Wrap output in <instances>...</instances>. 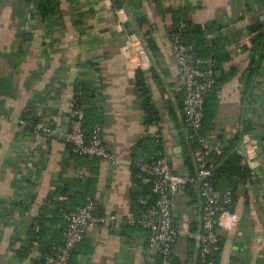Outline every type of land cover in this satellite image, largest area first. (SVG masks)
Listing matches in <instances>:
<instances>
[{
    "label": "crops",
    "instance_id": "0c3cea01",
    "mask_svg": "<svg viewBox=\"0 0 264 264\" xmlns=\"http://www.w3.org/2000/svg\"><path fill=\"white\" fill-rule=\"evenodd\" d=\"M52 2L43 17L46 0H0V264H43L63 243L65 214L88 198L116 221L90 227L69 264H159L148 231L126 221L145 218L155 201L142 166L161 150L177 172L198 175L197 150L195 169L187 163L186 92L171 44L184 19L199 31L197 53L217 61L203 127L211 162L235 153L253 172L248 180L216 179L219 190L234 188V200L221 219L215 261L264 264V0ZM129 33L149 57L133 71L123 53ZM82 89L86 130L100 127L115 163L77 155L67 140ZM146 100L159 122L147 123ZM40 122L57 133L38 131ZM245 138L255 143L253 163L242 155ZM173 212L175 264H199V184L179 189Z\"/></svg>",
    "mask_w": 264,
    "mask_h": 264
},
{
    "label": "built area",
    "instance_id": "2783aa9c",
    "mask_svg": "<svg viewBox=\"0 0 264 264\" xmlns=\"http://www.w3.org/2000/svg\"><path fill=\"white\" fill-rule=\"evenodd\" d=\"M186 29L187 24L180 22L178 31L171 35V44L186 92L183 106L187 123L186 134L199 147L195 153L198 175L197 178H190L177 172L169 156L161 151L157 157L142 166V171L146 173V179L155 194V201L147 208L145 218L136 220L131 217L126 223L139 224L148 231L149 247L160 254V264H174V245L179 235L173 212L174 197L181 186H195L202 180L200 195L203 201V237L199 252L200 264H216L214 257L219 250L221 219L228 213L227 208L232 205L234 195L230 190L222 192L215 186L214 165L210 159V139L202 132L206 99L217 82L216 62L211 57L203 59L196 56L192 46L184 40L183 33ZM123 53L129 71L140 69L149 61L148 53L136 33L128 34ZM84 123L83 107L73 102L70 130L67 134L73 152L115 163L117 157L103 145L100 127L94 129L93 136L89 139ZM35 128L47 135L57 133L54 127L42 122L37 123ZM253 142L244 139L249 163H253V158L256 157ZM251 173L253 175V172ZM98 208V203L88 198L80 207L65 214L63 243L46 257L43 264H69L74 251L83 242L90 227L110 225L116 221L115 217L100 215Z\"/></svg>",
    "mask_w": 264,
    "mask_h": 264
},
{
    "label": "trees",
    "instance_id": "16d2710c",
    "mask_svg": "<svg viewBox=\"0 0 264 264\" xmlns=\"http://www.w3.org/2000/svg\"><path fill=\"white\" fill-rule=\"evenodd\" d=\"M53 0H46V3H44L41 7V13H42V16L45 17V15L49 14L50 12H53L54 11V5H53ZM180 22H185L187 24V29L186 31H184L183 33V36H184V40L187 44L191 45L192 48H193V52L196 54L197 57L199 58H203V59H206V58H209L211 57L212 59H214V61L216 62L217 64V61L215 60V57L213 55H208L206 57H201L198 53H197V49L199 48V45L201 44V39H197V34H199V31L194 29L189 21L187 20H181L178 22V24L175 26V28L173 29L172 31V35H174V33H176L178 31V26L180 24ZM191 37L195 38V39H192ZM196 40V41H195ZM138 78L141 77V72H138ZM217 79V78H216ZM217 84V82H216ZM216 87V85H215ZM215 89V88H214ZM214 91V90H213ZM213 91L210 93V95L207 97L206 99V104H205V110H206V107H207V102H208V99L209 97L211 96V94L213 93ZM144 97H145V94H144ZM85 95H84V91L82 89L81 92H79V94L77 95V97H75L74 99V102L77 103L78 105H80L81 107H83L84 109V105L85 104ZM145 104H146V110L148 112V117H147V123L149 124L150 122H159V117H158V114L156 111H154L153 108H151V106L149 105V101H145ZM84 112H85V123H84V129H85V132H86V136L87 138H91L93 136V132L91 134H89L86 130V127H87V122H86V110L84 109ZM205 115H206V111H205ZM204 122H205V117H204V121H203V127H204ZM94 129V128H93ZM203 132V130H202ZM191 140V139H190ZM192 142V146H191V153L192 155L188 158V165L189 167H191V170L195 169V165L194 163L195 160H194V156H193V153L194 151H196L199 147H198V144L191 140ZM162 151V150H161ZM83 157H87V156H84V155H81ZM210 158H211V155H210ZM216 158V162L214 164V184L215 186L217 187V184H216V179L220 176V175H226V174H229L231 176L233 175H236L238 176L239 178L241 179H244V180H248L249 176H250V171L248 170V168L246 166H243L244 164V159L241 157V155L239 154H231L229 156L228 159L225 160V162H223L222 164L218 162V158ZM217 164L219 166H217ZM194 173V172H193ZM190 178H197L196 175H193L191 176ZM188 190L191 191L192 189V185L190 184H187L186 185ZM230 190L232 193H234V188L233 187H230L228 188L227 190L225 191H222V192H226ZM233 204V203H232ZM151 205V204H150ZM228 209V208H227ZM219 249H220V243H219ZM217 253V252H216ZM159 254V253H158ZM200 254V253H199ZM216 256V254H215ZM160 254H159V264H160ZM216 257H214L215 259ZM174 264H175V258H174ZM199 264H200V257H199Z\"/></svg>",
    "mask_w": 264,
    "mask_h": 264
},
{
    "label": "water",
    "instance_id": "95a60500",
    "mask_svg": "<svg viewBox=\"0 0 264 264\" xmlns=\"http://www.w3.org/2000/svg\"><path fill=\"white\" fill-rule=\"evenodd\" d=\"M69 130H70V127H69V129L67 131H64V133L65 134H68L69 133ZM241 150H242L243 157H246L247 155H246V149H245V145L244 144L241 146ZM187 176H189V175H187ZM201 183H202V180L199 181V186H200ZM183 187L184 186H181L180 189H182Z\"/></svg>",
    "mask_w": 264,
    "mask_h": 264
}]
</instances>
